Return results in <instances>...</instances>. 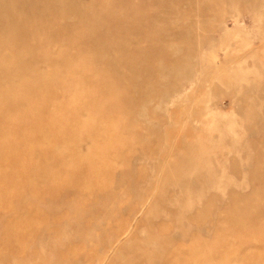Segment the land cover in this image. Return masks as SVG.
I'll return each mask as SVG.
<instances>
[{"label":"rangeland","instance_id":"obj_1","mask_svg":"<svg viewBox=\"0 0 264 264\" xmlns=\"http://www.w3.org/2000/svg\"><path fill=\"white\" fill-rule=\"evenodd\" d=\"M8 2L0 264H264V0Z\"/></svg>","mask_w":264,"mask_h":264},{"label":"bare ground","instance_id":"obj_2","mask_svg":"<svg viewBox=\"0 0 264 264\" xmlns=\"http://www.w3.org/2000/svg\"><path fill=\"white\" fill-rule=\"evenodd\" d=\"M17 1H20V0H17ZM21 6H24V2L23 3H21ZM10 7V5H9V2L6 4V6H4V4H3V6H0V8H3V9H5V8H9ZM101 9H103V8H101ZM130 9H132V8H130ZM8 24V23H7ZM22 68H23V66H21ZM3 68H5V67H3ZM1 66H0V105L2 106H0V108H2V110L4 109L5 110V113H6V111H9L11 108H13L14 106H16L18 103H19V100L17 101L16 100V98H14L15 97V94H14V92H15V90H14V88L11 86V87H9V88H4L3 87V80H12V78L13 79H17L16 81H14L15 83H12V84H16L17 83V85H18V87H20V88H22L23 90H24V88L26 87V88H29L30 89V87H31V85H35V82H34V84L32 83V82H29V83H27V78L25 79V80H23V75H22V72L21 73H16V71L19 69L18 68V65H17V67H16V69L15 70H11V69H9L7 66H6V68L5 69H3ZM36 83H38V82H36ZM21 84H23L22 85V87H21ZM36 85H39V84H36ZM35 85V86H36ZM17 87V88H18ZM37 87V86H36ZM28 89V90H29ZM36 89V88H35ZM38 89V88H37ZM27 90V89H26ZM32 90V89H31ZM30 90V91H31ZM40 89H38V91H39ZM13 91V92H12ZM33 91H35V90H33ZM32 91V92H33ZM37 91V90H36ZM37 91V92H38ZM20 93V92H19ZM26 93H29V91L28 92H26ZM21 94V93H20ZM20 94H19V96H20ZM14 95V96H13ZM17 96V95H16ZM24 96V95H23ZM22 97L20 96V98H18V99H21ZM176 99V98H175ZM24 101H25V99H24ZM24 101H23V103H24ZM174 101V100H173ZM172 101V102H173ZM20 105V104H19ZM18 106V105H17ZM4 107V108H3ZM19 108L21 109V107L19 106ZM17 108H15V110L13 109V112L15 111H17L16 110ZM0 112H1V114H5V113H2L3 111H1L0 110ZM11 112V115H13L14 113L12 112V110L10 111ZM168 112H170V110H168ZM9 115H10V113H8ZM8 115V117H12V116H9ZM168 115V114H167ZM1 117H3V116H0V119L2 120V118ZM13 119L12 120H15V118L14 117H12ZM10 119V118H9ZM3 120H4V118H3ZM2 120V121H3ZM6 120V119H5ZM1 121V122H2ZM32 121V120H31ZM19 122V121H18ZM2 123H4V122H2ZM2 123H1V125H2ZM14 123V122H13ZM13 123L11 124V125H13ZM20 123V122H19ZM16 124V123H15ZM1 125H0V127H1ZM18 125V124H17ZM5 126V125H4ZM20 126V125H19ZM3 129H4V127H3ZM3 129H1L0 130V133H3L4 131H6V130H4L3 131ZM10 130V129H9ZM3 131V132H2ZM19 131H20V129H19ZM11 132V131H10ZM7 133H8V130H7ZM4 135H7V134H3V135H0V137L1 136H4ZM39 135V134H38ZM40 136H41V132H40ZM2 138V137H1ZM9 138V137H8ZM45 138V137H44ZM217 139V138H216ZM2 141V140H1ZM0 143H2V142H0ZM30 147V146H29ZM145 151V150H144ZM32 159V158H31ZM141 209H144V207L143 208H141ZM149 209V208H148ZM140 212H142V211H140ZM139 214V213H138ZM138 218V217H137ZM135 220V219H134ZM135 222V221H134ZM131 230V229H130ZM89 232H92V231H89ZM128 233H130V232H128ZM94 234V233H93ZM79 235V234H78ZM77 235V236H78ZM84 235V234H83ZM259 235V234H258ZM80 236V235H79ZM78 236V237H79ZM87 236V235H86ZM91 237H94V236H91ZM77 238V237H76ZM80 238V237H79ZM43 239H44V236H43ZM93 240H95V239H93ZM47 241V240H46ZM43 243H46V242H43ZM47 244H48V242H47ZM42 245V244H41ZM116 245H117V243H116ZM42 247V246H41ZM114 248V247H113ZM112 248V249H113ZM103 252V251H102ZM114 252V251H113ZM108 259V258H107Z\"/></svg>","mask_w":264,"mask_h":264}]
</instances>
